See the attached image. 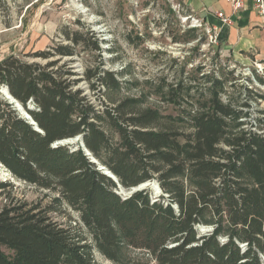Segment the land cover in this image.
Wrapping results in <instances>:
<instances>
[{
  "label": "trees",
  "instance_id": "16d2710c",
  "mask_svg": "<svg viewBox=\"0 0 264 264\" xmlns=\"http://www.w3.org/2000/svg\"><path fill=\"white\" fill-rule=\"evenodd\" d=\"M77 24H64L46 49L0 59V88L42 130L0 92V162L51 194L44 207L0 206V264H101L94 249L118 264H141L121 260L124 245L146 250L152 264H264V117L246 125L242 109L213 91L190 116L191 131L165 127L156 109L112 97L120 84L102 61L73 71L75 55L101 51L93 31ZM78 134L123 188L156 179L167 201H151L144 189L122 198L82 147L53 146ZM8 186L0 181V196ZM62 205L77 221L48 214ZM198 225L213 229L198 236Z\"/></svg>",
  "mask_w": 264,
  "mask_h": 264
},
{
  "label": "rangeland",
  "instance_id": "374dc122",
  "mask_svg": "<svg viewBox=\"0 0 264 264\" xmlns=\"http://www.w3.org/2000/svg\"><path fill=\"white\" fill-rule=\"evenodd\" d=\"M78 21L93 31L101 51L75 55L70 64L73 71L80 75L83 61H102L120 84L112 97H133L142 107L156 109L165 127L191 131L190 116L204 109L201 105L213 91H218L223 102L242 109L240 119L246 125L264 117V66L234 60L210 37L212 28L181 0H0V59L10 53L46 49L60 41L58 31L64 24L75 28ZM216 79V85L222 80L220 90L213 88ZM78 86L106 101L100 92L91 93L85 83ZM67 146L76 148V143ZM0 181L11 183L0 196V206L50 203V192L14 177L1 162ZM152 182L157 193L152 186L144 189L150 200L167 201L159 182ZM118 191L121 197L131 192L127 188ZM48 214L72 223L78 218L66 205ZM93 255L101 264H118L96 249ZM120 257L123 262L153 263L146 250L127 245Z\"/></svg>",
  "mask_w": 264,
  "mask_h": 264
},
{
  "label": "crops",
  "instance_id": "0c3cea01",
  "mask_svg": "<svg viewBox=\"0 0 264 264\" xmlns=\"http://www.w3.org/2000/svg\"><path fill=\"white\" fill-rule=\"evenodd\" d=\"M188 9L217 33V40L234 60L244 62L264 61V23L253 8L251 0L234 13L226 0H181ZM223 11L233 17L226 23L216 16Z\"/></svg>",
  "mask_w": 264,
  "mask_h": 264
},
{
  "label": "water",
  "instance_id": "95a60500",
  "mask_svg": "<svg viewBox=\"0 0 264 264\" xmlns=\"http://www.w3.org/2000/svg\"><path fill=\"white\" fill-rule=\"evenodd\" d=\"M5 90V91H3ZM0 92L1 94L13 105V107L19 112L20 116L25 118L27 120V122L29 124H31L33 126V128L39 132H42V130L38 127V125L36 124V122L32 119V117L29 115V113H27V111L22 107V105L18 102V100H16L8 91L7 87L6 86H2L0 88ZM76 143V148L78 146L82 147V149L84 150L85 154H87L89 157H90V160L97 164V169L100 170L102 173H104L105 175L109 176L110 178H112L116 183H117V186H118V189H123V187L118 183V180L117 178L115 177V175L109 170L107 169L104 165L100 164L97 159L95 157H93L91 155V153L89 152V150L84 146V143H83V139H82V135L81 134H78L74 137H69V138H64V139H60V140H57L53 143V146H58V145H72ZM76 148H72V150L76 149ZM153 180V179H152ZM152 180H146L140 184H138L137 186L135 187H131L130 190L131 192L128 194V195H122L123 197L122 198H127L131 195L132 192L134 191H138V190H143L145 189V187H149L151 186L152 183ZM151 183V184H150ZM115 192L117 194L120 195L119 191L118 190H115ZM200 225H198V230H199V234L198 236L202 235V234H208L212 231L213 229V226H210L208 228H201L199 229ZM206 229V230H205ZM242 247L245 246V244H242L241 245Z\"/></svg>",
  "mask_w": 264,
  "mask_h": 264
},
{
  "label": "built area",
  "instance_id": "2783aa9c",
  "mask_svg": "<svg viewBox=\"0 0 264 264\" xmlns=\"http://www.w3.org/2000/svg\"><path fill=\"white\" fill-rule=\"evenodd\" d=\"M228 4L230 5L232 11L234 13L238 12L241 8L244 7L245 0H226ZM253 8L257 12V14L261 17L263 23H264V0H251ZM216 16L221 18L223 22L231 23L233 22V17L226 16L223 11H217ZM213 30V33L210 35V37L213 38V40L217 39V33H215V30ZM258 65L264 66V62H259Z\"/></svg>",
  "mask_w": 264,
  "mask_h": 264
},
{
  "label": "bare ground",
  "instance_id": "6f19581e",
  "mask_svg": "<svg viewBox=\"0 0 264 264\" xmlns=\"http://www.w3.org/2000/svg\"><path fill=\"white\" fill-rule=\"evenodd\" d=\"M3 91H5V90H3ZM151 184V183H150ZM151 186L154 188V190H155V192L157 193L158 192V189H157V187L155 186V184H151Z\"/></svg>",
  "mask_w": 264,
  "mask_h": 264
}]
</instances>
